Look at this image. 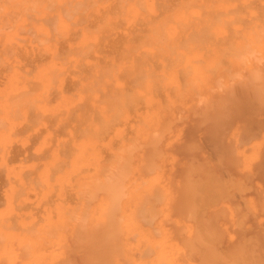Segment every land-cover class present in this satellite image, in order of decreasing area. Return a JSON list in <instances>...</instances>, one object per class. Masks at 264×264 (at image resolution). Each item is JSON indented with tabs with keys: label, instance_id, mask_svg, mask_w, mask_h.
<instances>
[{
	"label": "bare ground",
	"instance_id": "6f19581e",
	"mask_svg": "<svg viewBox=\"0 0 264 264\" xmlns=\"http://www.w3.org/2000/svg\"><path fill=\"white\" fill-rule=\"evenodd\" d=\"M163 263L264 264V0H0V264Z\"/></svg>",
	"mask_w": 264,
	"mask_h": 264
},
{
	"label": "rangeland",
	"instance_id": "374dc122",
	"mask_svg": "<svg viewBox=\"0 0 264 264\" xmlns=\"http://www.w3.org/2000/svg\"><path fill=\"white\" fill-rule=\"evenodd\" d=\"M114 175H116V173H115ZM119 176H120V175H119ZM119 176L117 175V177H119ZM111 177H112V176H108L107 178L113 180V179H112L113 177H112V178H111ZM114 177H115V176H114ZM116 179H117V178H116ZM118 179H119V178H118ZM137 182H138L137 185H136V186H137V190H135V191H137V192L140 193V191H142V190L139 188V191H138L139 180H137ZM136 186H134L133 188H136ZM137 192H136V193H137ZM139 193H138V194H139ZM154 210H155V209H154ZM154 210H153V211H154ZM135 211L138 212V213H137V215H133V217H135V218H134V221H139L140 218H142V217H139V211H140V210H135ZM142 211H143V210H142ZM142 211H141V213H142ZM149 211H151V210H149ZM144 212H145V211H144ZM141 213H140V214H141ZM150 213H151V212H150ZM133 214H136V213H133ZM143 214H144V213H143ZM145 214H146V212H145ZM155 214H157V213H155ZM146 215H148V214H146ZM151 215L153 216V213H152ZM136 216L138 217V219H137ZM140 216H142V214H141ZM159 216H160V215H159ZM159 216H158V217H159ZM144 217H145V216L143 215V218H144ZM136 219H137V220H136ZM144 219H145V220L147 219L146 222H147V221H150V217H149V215H148V218L145 217ZM148 219H149V220H148ZM158 219H161V217L158 218ZM141 220H142V219H141ZM143 222H144V223H143ZM136 223H137V222H136ZM138 223H139L142 227H145V226H146L145 228H147V226H148L147 224L145 225V221H144V220H143L142 222L140 221V222H138ZM147 223H148V222H147ZM150 223H151V222H149L148 224H150ZM142 224H144V226H143ZM142 227H141V228H142ZM138 231H139V230H138ZM138 231H137V232H138ZM135 234H136V235L133 234V237L131 238V241H132V242L134 241V243H133L134 245H137V244H138V247H141L142 245H145L144 243H146V242L149 241L148 243H146V246H144V248H147V249H145V251H147V254H146L145 252H143V256H144L143 259H145V260H147V261L151 260V258L154 257V256L152 255V249H151V243H150V242H153V241H156V240L154 239V237H153V240H152V239H149L147 236H140L139 233H136V231H135ZM138 235H139V237H137ZM154 235H155V237H157V238L160 237V235H159L158 233H157V234L154 233ZM158 235H159V237H158ZM134 236H135V237H134ZM136 237H137V239H136ZM140 237H141L143 243L140 241ZM133 239H135L136 241L133 240ZM151 240H152V241H151ZM137 241H138L139 243H138ZM145 241H146V242H145ZM136 242H137V244H136ZM140 242H141L142 244H141ZM139 245H141V246H139ZM147 245H150V246L148 247ZM135 247H136V246H135ZM149 248H150L151 250H148ZM138 249H139V248H138ZM135 250H137V249H135ZM145 254H146V255H145ZM145 256H148L149 258H148V257H145ZM152 259H153V258H152ZM163 264H165V263H163Z\"/></svg>",
	"mask_w": 264,
	"mask_h": 264
}]
</instances>
